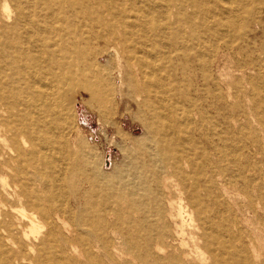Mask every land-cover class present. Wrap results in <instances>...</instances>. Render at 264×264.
Segmentation results:
<instances>
[{
    "label": "bare ground",
    "instance_id": "obj_1",
    "mask_svg": "<svg viewBox=\"0 0 264 264\" xmlns=\"http://www.w3.org/2000/svg\"><path fill=\"white\" fill-rule=\"evenodd\" d=\"M256 5L264 0H0V264H253L250 236L214 188L237 173L250 197L253 179L239 159L226 165L223 133L210 142L182 78L202 60L196 45L241 51ZM101 43L136 63L128 85L150 112L141 163L126 150L128 169L112 173L72 129L81 80L109 102L91 50ZM258 79L249 93L263 126Z\"/></svg>",
    "mask_w": 264,
    "mask_h": 264
},
{
    "label": "rangeland",
    "instance_id": "obj_2",
    "mask_svg": "<svg viewBox=\"0 0 264 264\" xmlns=\"http://www.w3.org/2000/svg\"><path fill=\"white\" fill-rule=\"evenodd\" d=\"M256 6L259 11L255 17L256 23L245 28L246 35L239 40V44H243L241 51L233 54L221 47L219 49L215 41L196 45V50L203 55V64L193 60L189 67L185 66L182 84L191 93L190 97L197 101L202 113L206 114L204 126L210 142L218 144L215 134L223 133L229 154L226 165L236 164L235 158L239 159L237 164L243 168L244 178L249 181L253 179L250 197L244 194L243 179L237 173L231 180L232 186L224 189L227 182L223 183L216 177L214 188L218 194L223 195L220 203H224L226 198L230 202V220L240 221V227L250 236L249 241H252L247 242L248 256L253 264H261L264 260V125L258 122L254 112V99L249 93L248 83L251 77L259 78L258 82L263 85L260 93L264 99V6ZM135 41L136 51H140L141 44H137V35L132 40ZM113 47L114 44H111L110 49ZM91 50L100 56L97 70L103 71L102 77L106 79L112 92L108 95L109 102L104 104L103 100L96 97L95 87H92L91 93L87 92L83 88L85 82L80 81L72 114V129L75 133L73 140L89 146L97 161L106 164L107 173L123 168L127 170L128 167H124L123 153L127 150V153L138 159V164L141 163V147L146 140L144 123L150 116L140 93H134L128 85V76L138 71L137 65L134 62L129 65L126 59L115 55L111 50L106 52L104 43L93 45ZM138 60L150 61L142 54H138ZM219 95L223 100L216 98ZM261 112L264 113L263 109ZM194 117L199 119L196 111ZM195 140L198 143V136ZM202 144L210 148L204 141ZM214 155L215 153L212 157ZM207 171L209 174H216L215 169L207 168ZM251 204L254 210L251 209ZM240 227H233L236 234ZM260 250L262 254L259 253ZM91 251H100L99 242L95 239L92 241Z\"/></svg>",
    "mask_w": 264,
    "mask_h": 264
}]
</instances>
